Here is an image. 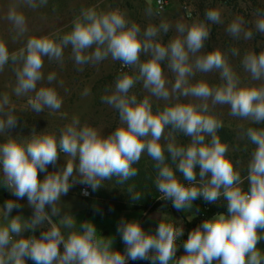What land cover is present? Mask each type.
Listing matches in <instances>:
<instances>
[{
    "label": "clouds",
    "instance_id": "9594fccd",
    "mask_svg": "<svg viewBox=\"0 0 264 264\" xmlns=\"http://www.w3.org/2000/svg\"><path fill=\"white\" fill-rule=\"evenodd\" d=\"M205 15L208 21H220V13L215 9ZM9 18L17 27L24 25L22 15L12 14ZM242 25L243 20L237 18L227 31L237 38L243 31L245 39L251 38L252 32L244 31ZM256 28L264 32V18L257 21ZM161 30L166 33L169 25L149 26L141 37L139 26L129 24L122 13H97L90 8L73 22L72 31L59 43L48 37H32L26 49L20 51L22 67L16 71L14 92L19 96L34 91L28 104L37 113L44 108L58 110L61 107L62 100L54 88L37 90L36 85L42 79L43 58L59 60L63 47L71 46L77 64L99 62L109 56L123 65L139 64V76H119L114 91L101 97L117 110L122 124L110 135H101L87 125L79 126V120L74 118L61 130L58 140L54 135H39L26 144L11 139L0 144V173L4 183L17 199L26 197L33 209L31 218L22 221L20 215L10 218V213L20 207L19 203L6 200L0 206V216L7 221L0 224V264H26V260L34 264H128L130 260H147L150 264H169L170 261L173 264H213L214 261L215 264H264L256 248L258 241L264 239L257 231L264 229V130L249 128L246 133L256 149L248 164V189L244 191L239 171L226 157L227 146L216 135L222 124L213 115L206 114L207 103L199 108L190 103H175L154 112L147 97L137 100L135 95L128 94L136 80L142 78L144 87L156 97L167 100L171 94L179 93L203 101L210 98L212 105H229L230 115L260 123L264 122V86L237 87L222 54L214 51L196 56L194 66L201 72L221 69L225 83L215 89L203 81L184 87L193 70L188 63L189 54L195 55L204 47L209 30L203 22L187 28L177 24L176 30L183 34L182 38L178 36L166 45L154 40ZM94 45V50L87 54ZM141 53H150L151 58L139 63ZM9 58L7 47L0 43V69ZM11 59L16 61L17 55L12 54ZM166 60L167 66L176 73L171 90L165 86L167 81L163 75ZM242 65L253 80L264 78V53L245 54ZM54 79V74L47 76L49 82ZM8 102V97L4 96L0 104ZM15 124L16 118L8 115L6 120H0V131ZM168 127L190 137L191 142L180 146L174 140L168 141L164 136ZM162 135L168 141L163 146ZM206 135L211 137L207 143ZM142 152L155 161V185L162 194L161 199L171 200L175 209L191 208L198 197L209 203L221 196L227 201V215L217 214L189 232L183 243L184 255L176 258V240L183 235L182 228L163 219L154 234L144 231L138 221L122 219L117 232L126 246L124 253L113 250L111 241L101 239L92 223H81L78 230H73L76 220L68 214L59 219V226L52 223L50 217H56L61 211L57 206L60 197L67 194L76 176L92 190L112 177L124 183L137 174L132 165L139 161ZM165 152L170 155L175 170L165 163ZM58 153L70 157L66 166L38 179V170L46 172L48 165L55 164ZM177 171L187 184L177 177ZM129 193L132 200L141 199L139 193L133 194L131 189ZM83 194L88 193L85 190ZM45 223L49 226L38 238L22 236L25 231L35 232ZM61 228L66 230V236ZM61 245L63 251H60Z\"/></svg>",
    "mask_w": 264,
    "mask_h": 264
},
{
    "label": "rangeland",
    "instance_id": "374dc122",
    "mask_svg": "<svg viewBox=\"0 0 264 264\" xmlns=\"http://www.w3.org/2000/svg\"><path fill=\"white\" fill-rule=\"evenodd\" d=\"M165 5L159 9L156 0H0V43H3L9 52V61L0 69V102L4 96L8 97V104H0V120H6L8 115L16 118V124L0 131V144L8 140L18 143H27L33 136L54 135L59 139L60 132L71 124L74 118L80 122L79 126H90L95 128L101 135H110L122 124L116 109L103 102L101 97L110 95L115 88L117 78L123 74L133 77L139 76V64L124 65L125 71L120 73L119 68L123 65L120 61L112 60L111 56L99 62H88L77 64L71 46L63 47L62 57L57 59L43 58L41 68L42 79L37 82V90L41 87H51L57 92L62 100L60 109L51 110L44 108L37 113L28 104V99L35 92L16 95L14 89L17 86L16 71L22 67V59L19 54L26 49L27 41L32 37H48L57 43L61 38L72 31L73 22L80 18L83 11L94 9L97 13H108L118 11L122 13L129 24L135 23L140 28V35L149 26L159 27L162 23L169 25L165 33L159 31L154 40L166 45L170 40L183 34L176 30L177 24H183L186 28L193 23L203 22L209 30V36L204 41V47L195 55L189 54L188 63L192 65V74L187 77L189 87L197 82H206L210 88H217L225 83L221 75V69H213L209 72H201L194 66L196 56H202L210 52L219 51L222 54L225 65L230 69L237 87H262L264 78L253 80L247 72L242 59L245 54L264 53V32L256 28L258 20L264 18L258 15L252 6L255 1L264 7V0H164ZM33 4L35 6H33ZM215 9L220 13L219 22H211L206 18V12ZM12 14L22 15L24 25L17 27L9 17ZM237 18L243 20L244 31H251L252 36L245 39L243 31L239 37H233L228 31V26ZM95 48L87 50L90 54ZM234 50L235 53L234 54ZM17 55V60L11 59L12 54ZM151 58L150 53H141L139 63L146 62ZM164 62L163 75L167 81L166 87L171 90L175 82L176 73ZM49 74H54L55 79L47 80ZM135 95L137 100L147 97L152 105L153 111H163L166 106L175 103H190L196 107L208 104L206 114L213 115L225 127L234 133V143L227 146L226 154L237 153L240 146L244 144L243 129L253 121L250 118H240L230 115L229 105H212L211 99L203 101L194 96H180L173 93L167 100L156 97L144 87L143 79H138L128 93ZM78 126V127H79ZM164 136L168 141L174 140L177 145L186 146L191 138L185 136L179 130L171 127L165 128ZM211 139L205 136V143ZM163 135L161 145L166 142ZM59 152V149H58ZM70 157L65 153H58L54 165L47 166L46 172L38 170V179L45 175L56 172L66 166V160ZM146 152H142L139 161L133 167L145 166L151 161ZM78 163V161L76 162ZM76 176L75 170L73 173ZM71 179V178H70ZM76 176L72 186L79 193L81 187L87 186L79 182ZM116 186V178L107 179V189ZM89 190L90 187L88 186ZM215 264V261L213 262Z\"/></svg>",
    "mask_w": 264,
    "mask_h": 264
},
{
    "label": "trees",
    "instance_id": "16d2710c",
    "mask_svg": "<svg viewBox=\"0 0 264 264\" xmlns=\"http://www.w3.org/2000/svg\"><path fill=\"white\" fill-rule=\"evenodd\" d=\"M252 6L258 15L264 17L263 6L259 5L255 1L252 2ZM249 128L255 130H264V122H253L248 124L243 129L244 144L240 146V150L237 153L226 154V157L233 162L235 169L239 171L241 175L243 183L240 186L244 191H247L248 189V182L246 179L248 174V164L251 159L252 152L256 149V145L249 140L246 134ZM216 135L220 138V141L226 145H232L234 143V133L225 127H220L217 129ZM164 154L166 158L165 163L175 170V164L171 160L170 155L167 152ZM134 168L136 169L137 174L133 177H130L124 183H118V177H115L116 186L114 185L115 187L112 189H107V180H104L101 184V187L96 190H92L90 188V195L88 198H85L90 205L87 214H99L127 210L152 211L160 205L167 206L169 209L172 208V205L165 202H155L157 197H159L161 194L155 185V179L157 176L155 161L151 160L145 166ZM175 174L182 182H186L183 179L182 173L177 171ZM197 179H199V176H197ZM129 189H131L133 194L139 193L141 199L136 201L132 200ZM193 202L197 207V213L195 218L191 222L187 223L186 229L180 238L178 258L185 254L183 243L187 240L189 232L197 228L204 220H207L214 215L221 213L227 215V201L224 200L223 196L213 203L204 201L202 197H198ZM34 235L37 238L39 237L38 233H35ZM140 263L141 260H130L128 262V264Z\"/></svg>",
    "mask_w": 264,
    "mask_h": 264
},
{
    "label": "crops",
    "instance_id": "0c3cea01",
    "mask_svg": "<svg viewBox=\"0 0 264 264\" xmlns=\"http://www.w3.org/2000/svg\"><path fill=\"white\" fill-rule=\"evenodd\" d=\"M6 200L16 201L20 205L19 208L14 209L12 213H10V218L16 215H20L22 221H26L31 218L33 209L31 206H29L26 197L17 199L15 196H13L4 183L2 173H0V206H3ZM57 206L61 209V211L56 217H50L52 223H55L59 226V219L65 214L71 215L75 218L76 227L73 230H78L81 223H92L98 231V236L101 239L111 241L113 250L120 251L121 253H124L126 247L122 242L120 234L117 232V225L122 219L128 221H138L144 231L153 234L155 233L159 222L163 219L166 222L172 223L176 227H181L184 232L187 223L191 222L197 213V207L195 203L192 202V207L186 208L185 210H177L174 207L169 209L167 206L160 205L152 211L127 210L113 211L109 213L87 214L90 205L85 198L80 196L77 189L73 186L69 188L67 194H64L60 197ZM46 211H48L50 214V208L47 205ZM3 223H7V221L4 220L2 216H0V224ZM48 226L49 225L45 223L41 225L40 229H37L35 232L25 231L22 233V236L27 237L35 233L40 235V232L42 230H46ZM61 231L65 234V236L67 235L66 230L61 228ZM257 231L260 236L264 237V229H258ZM179 244L180 239L176 241V258H178ZM60 248L63 249L62 245ZM256 248L260 251L262 259H264V239L258 241ZM140 264L145 263L141 262ZM169 264H173V261H170Z\"/></svg>",
    "mask_w": 264,
    "mask_h": 264
},
{
    "label": "built area",
    "instance_id": "2783aa9c",
    "mask_svg": "<svg viewBox=\"0 0 264 264\" xmlns=\"http://www.w3.org/2000/svg\"><path fill=\"white\" fill-rule=\"evenodd\" d=\"M156 5H157V7L159 8V9H162L163 7H164V5H165V1L164 0H156ZM125 71V67H124V65H122L120 68H119V72L120 73H122V72H124ZM186 184L188 183L187 181L185 182ZM87 191V195H84L83 194V192L84 191ZM79 194H80V196L81 197H83V198H88L89 197V195H90V192H89V188H88V186H83V187H81V189H80V191H79ZM161 196H162V194H160L159 195V197H157V199L155 200V202H165V203H167V204H170V205H172V201L171 200H164V199H161ZM184 233V232H183ZM32 235H34V234H32ZM181 238V237H180ZM179 238V239H180ZM178 240V239H177ZM176 240V241H177ZM60 251H63V249H61L60 248ZM141 262L142 263H145V264H149V261H147V260H141ZM27 264H34V262L33 261H31V260H27Z\"/></svg>",
    "mask_w": 264,
    "mask_h": 264
}]
</instances>
